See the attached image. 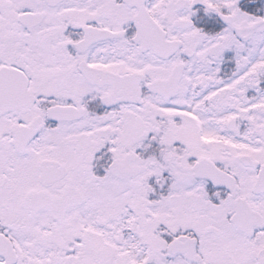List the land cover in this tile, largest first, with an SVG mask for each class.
I'll return each instance as SVG.
<instances>
[{"label": "snow or ice", "instance_id": "snow-or-ice-1", "mask_svg": "<svg viewBox=\"0 0 264 264\" xmlns=\"http://www.w3.org/2000/svg\"><path fill=\"white\" fill-rule=\"evenodd\" d=\"M0 264H264V0H0Z\"/></svg>", "mask_w": 264, "mask_h": 264}]
</instances>
